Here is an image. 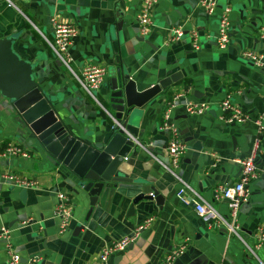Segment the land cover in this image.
Returning a JSON list of instances; mask_svg holds the SVG:
<instances>
[{
	"label": "crops",
	"instance_id": "0c3cea01",
	"mask_svg": "<svg viewBox=\"0 0 264 264\" xmlns=\"http://www.w3.org/2000/svg\"><path fill=\"white\" fill-rule=\"evenodd\" d=\"M140 3L0 0V33L16 37L13 49L34 65V78L67 131L94 144L111 138L116 122L126 120L138 142L137 154L131 150L120 167L133 183L118 186L87 219L89 200L76 177L48 160L12 102L0 95V148L11 141L29 152L27 158L0 155V230H8L6 237L0 236V264H8L9 248L23 263L37 259V264H96L99 252L123 237L131 239L109 256L111 264H162L173 250L179 251L174 264H264V242L255 246L264 227L263 176L247 185L246 201L236 213L237 234H228L223 224L203 221L194 205L195 200L204 201L227 215V203L219 195L241 176L234 160L255 153L257 164L264 163V69L242 58L248 49L264 55V0H219L220 6H231L230 41L224 50L215 42L220 7L208 15L199 0H159L148 33L142 35L136 21ZM52 20L70 21L78 28L69 46L75 74L79 76L86 63L105 67L103 84L92 95L47 42L53 39ZM176 25L183 27V36L169 41L167 29ZM192 32L198 33L199 49L193 48ZM168 71H179L181 79L142 108L115 119L110 96L120 72L142 91ZM177 93L182 96L175 101ZM226 96L244 111L245 122L225 123L221 102ZM192 99L207 103L206 111L187 112L186 103ZM174 101L170 121L187 146L176 165L167 153L169 134L161 128L163 113ZM3 173L31 185L6 183ZM143 185L159 189L162 206L144 200L132 207ZM59 191L68 195L72 212L65 229L55 214ZM78 225L84 228L77 233Z\"/></svg>",
	"mask_w": 264,
	"mask_h": 264
},
{
	"label": "water",
	"instance_id": "95a60500",
	"mask_svg": "<svg viewBox=\"0 0 264 264\" xmlns=\"http://www.w3.org/2000/svg\"><path fill=\"white\" fill-rule=\"evenodd\" d=\"M15 40L13 35L0 33V95L12 102L23 126L36 136L48 160L54 165H63L76 177L89 200L88 219L94 207L104 206L118 186L133 183L120 167L131 150L137 154L136 134L127 127L125 120L113 128L111 138L99 143L89 144L71 135L57 119L47 96L36 82L34 65L13 49ZM118 77L119 83L116 79L110 100L116 111L115 119L122 120L134 108H142L162 89L180 80L181 73L168 71L166 76L142 91L136 90L135 82L126 72H120ZM24 193V190L20 192L21 195ZM144 200H155L162 206L164 195L155 186L143 185L140 193L133 197L132 207ZM83 228L84 225H78L77 233Z\"/></svg>",
	"mask_w": 264,
	"mask_h": 264
},
{
	"label": "built area",
	"instance_id": "2783aa9c",
	"mask_svg": "<svg viewBox=\"0 0 264 264\" xmlns=\"http://www.w3.org/2000/svg\"><path fill=\"white\" fill-rule=\"evenodd\" d=\"M140 10L136 15V21L140 27V32L142 35L148 33V30L152 24L151 13L154 5L159 2V0H140ZM199 3L203 10L211 15L220 7V15L218 18V32L216 35V45L220 50H224L227 48L230 41V12L231 6L229 4L220 6L219 0H199ZM51 27L53 31V39L52 41H48L50 47L55 53L56 57L59 61L65 65L70 72L73 74L81 88L92 95L93 91L98 90L103 84V80L105 78L106 69L104 66L96 64V63H86L81 68V73L78 76L75 74L71 67L72 57L69 53V46L72 42V39L77 35L78 28L75 23L70 21H59L52 20ZM183 27L181 25L172 26L167 29V39L169 41H177L183 36ZM192 40H193V48L199 49L198 42V33L192 32ZM242 58L252 65L257 66L258 68L264 69V55L262 53H258L253 49H248L242 52ZM181 93H177L175 95V101L177 98L181 97ZM172 102L168 104V109L164 111L162 117V126L161 128L168 132L169 140L167 144V153L170 159V163L176 165L180 160V157L186 151V144L181 140L178 135L175 126L170 121V111L175 107L177 102ZM186 110L190 113L201 114L206 111L208 105L205 102L198 101L195 99L189 100L186 103ZM221 109L224 111V120L225 123H243L246 121L247 116L242 109L234 105L229 96H226L221 102ZM116 122V121H115ZM117 126L118 125V122ZM260 129H263L260 126ZM138 143V142H137ZM4 151L1 152L0 155L9 154L12 156H20L27 158L29 156V152L16 144L15 142H7L5 146L0 148ZM4 153V154H3ZM241 167V176L234 183L224 186L220 189L219 197L224 199L227 203L228 214L222 215L220 214L211 204H208L204 201L195 200V210L197 215L203 219V221L210 224V222L214 221L213 225L219 227L220 224L225 225L228 234H237L238 233V225L236 224V213L239 205L246 201L247 197V185L251 180L256 179L259 176L264 177V163L261 165L256 162V154L252 153L248 157L235 159L234 160ZM163 167L170 169L166 164L161 163ZM2 179L6 181V183L19 186L26 187L31 185V181L22 179L17 177L13 173H3L1 175ZM186 186V184H184ZM184 186H182L178 195L181 198L184 194ZM58 202L55 206V214L61 219V229H65L66 222L69 218L72 217L71 208L68 204L69 197L66 193L59 191L57 193ZM148 222V220L146 221ZM143 228L142 225L138 226L137 231ZM136 231V232H137ZM8 235V230L5 228H1L0 236L6 237ZM256 240V247H260L264 242V227L258 232ZM131 238L123 237L121 240L115 241L110 246L104 248L98 254V261L96 264H111L109 262V256L115 252L123 250L127 243ZM179 251L173 250L166 254L163 259L162 264H174V260ZM8 264H37V259H29L25 263L21 261V257L12 249H8Z\"/></svg>",
	"mask_w": 264,
	"mask_h": 264
},
{
	"label": "rangeland",
	"instance_id": "374dc122",
	"mask_svg": "<svg viewBox=\"0 0 264 264\" xmlns=\"http://www.w3.org/2000/svg\"><path fill=\"white\" fill-rule=\"evenodd\" d=\"M96 91H93V93H95Z\"/></svg>",
	"mask_w": 264,
	"mask_h": 264
}]
</instances>
